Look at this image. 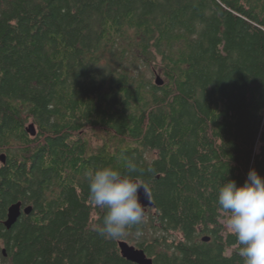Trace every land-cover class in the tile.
<instances>
[{
	"label": "trees",
	"instance_id": "16d2710c",
	"mask_svg": "<svg viewBox=\"0 0 264 264\" xmlns=\"http://www.w3.org/2000/svg\"><path fill=\"white\" fill-rule=\"evenodd\" d=\"M3 154L0 264H243L217 200L264 177V0H0ZM128 158L154 207L106 240L85 173Z\"/></svg>",
	"mask_w": 264,
	"mask_h": 264
},
{
	"label": "clouds",
	"instance_id": "9594fccd",
	"mask_svg": "<svg viewBox=\"0 0 264 264\" xmlns=\"http://www.w3.org/2000/svg\"><path fill=\"white\" fill-rule=\"evenodd\" d=\"M145 171L133 158L125 161L124 169L97 166L89 169L87 177L89 203L104 209L102 223L95 231L106 240L124 237L130 227L144 222L145 213L140 200ZM218 205L229 213L227 230L240 245L243 264H264V177L250 169L242 185L235 180L224 182L218 189Z\"/></svg>",
	"mask_w": 264,
	"mask_h": 264
},
{
	"label": "water",
	"instance_id": "95a60500",
	"mask_svg": "<svg viewBox=\"0 0 264 264\" xmlns=\"http://www.w3.org/2000/svg\"><path fill=\"white\" fill-rule=\"evenodd\" d=\"M155 83L157 86H163L164 80L161 76H158L155 80ZM27 132L30 134L31 137H36L37 136L36 126L30 125L27 128ZM0 162L3 164L7 163V156L5 154L0 156ZM148 192H149V190H148ZM140 200L142 203V207L144 208V213H145V217H146L148 210L150 208L154 207V202L152 201L151 193L149 192V196L146 198L144 196L143 190L141 189ZM32 211H33L32 207L23 208V205L20 202L11 205L8 209L7 219L4 222V226L6 227L7 230H11L23 214L30 215L32 213ZM204 241L208 242V241H210V238H208V237L204 238ZM119 247H120L122 256L126 260H128L134 264H153V260L147 256V254L144 250L139 249L136 246L131 245L129 242L121 241L119 243ZM3 253L5 256L7 255L5 251Z\"/></svg>",
	"mask_w": 264,
	"mask_h": 264
},
{
	"label": "rangeland",
	"instance_id": "374dc122",
	"mask_svg": "<svg viewBox=\"0 0 264 264\" xmlns=\"http://www.w3.org/2000/svg\"><path fill=\"white\" fill-rule=\"evenodd\" d=\"M1 163V162H0ZM24 208H26V207H24ZM224 224L226 225L227 224V221H224ZM134 246V245H133Z\"/></svg>",
	"mask_w": 264,
	"mask_h": 264
}]
</instances>
